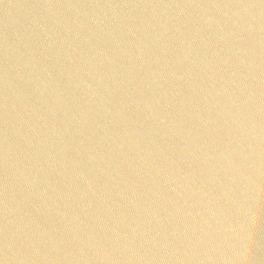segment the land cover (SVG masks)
Instances as JSON below:
<instances>
[{
	"label": "water",
	"instance_id": "water-1",
	"mask_svg": "<svg viewBox=\"0 0 264 264\" xmlns=\"http://www.w3.org/2000/svg\"><path fill=\"white\" fill-rule=\"evenodd\" d=\"M0 264H264V0H0Z\"/></svg>",
	"mask_w": 264,
	"mask_h": 264
}]
</instances>
